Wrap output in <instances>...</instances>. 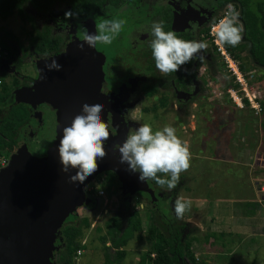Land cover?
<instances>
[{
  "label": "rangeland",
  "instance_id": "374dc122",
  "mask_svg": "<svg viewBox=\"0 0 264 264\" xmlns=\"http://www.w3.org/2000/svg\"><path fill=\"white\" fill-rule=\"evenodd\" d=\"M216 2V0H160L157 7L172 5L174 8V30L190 31L194 29L195 40L199 41L200 38H203L202 30L209 27L212 17L221 12ZM28 13L35 17V20L39 23L41 18L36 13H33L30 9H28ZM123 13L126 14L125 11ZM52 14L58 16L55 10ZM123 17H125L123 20H126V23L129 24L124 32L123 44L128 50V55L130 57L135 55L138 58L137 64L145 66L142 55L149 44L150 28L153 22L139 12L134 16L126 14ZM91 22L89 20L83 22L82 27L94 34L95 24L92 25ZM30 29V25L22 23L17 16L7 21L0 20V48L6 53V56L0 57V87L9 89L11 94L21 92L27 87L31 94L35 95L36 100L43 99V104L52 107L57 116L56 140L57 128L60 125L59 114L63 109V102L54 99V97L58 92V88L63 87L76 70L75 67L82 55L79 45L83 41L82 38L74 41L69 51L59 59H55L62 65L61 71H48L45 65L51 63V61L35 60L36 68L41 73L46 88L37 83L32 84L31 81L24 79L8 66L11 51L19 50L20 46H27V34ZM206 43L208 44V41ZM85 47H88V45L84 44ZM206 52L211 54L212 50L207 49ZM199 55L204 56L205 60L203 62L198 61V75L193 86V93L189 98L190 105L187 109L183 108L180 113L177 106L171 105L177 99L173 89L171 87H158L152 76H147L142 80H134L130 84L131 87L128 88L125 97H119L111 91L106 92L101 84L97 93V103L105 105L102 113L104 122L107 123L109 119L111 122L110 138L105 143L107 155L117 160H120L121 154L118 150H114L115 145H122L127 138L123 137L122 124H124V117L128 121L127 135L130 130L138 129L147 118L154 130H160L165 125H171L177 129L178 136L188 142L190 151L193 154L191 167L187 172H182L180 175V179L184 180L182 186L190 188V192H185L182 187L177 192L182 197H186L183 195L190 193V196L186 198L192 200V209L190 212H186L185 215L188 217L187 220L197 227V231L192 238V251L198 260L206 261L208 264H234V261L241 259L242 255L246 258H248L247 255H250V237L247 235L251 233L243 231L240 236L222 238L224 234L219 235L215 226H220L223 229L225 222L213 223L210 221V216H213L215 209L221 214H223L224 209L213 207L211 204L215 202L210 200H205V205L200 206H197V202L203 203L204 199L207 198L206 196L203 197L208 193L206 187H210V192L213 193L212 188L215 185L208 184L205 180L207 177H204L209 163L212 167L214 165L220 166L216 172H212V175L210 173V177L214 179L216 185L220 182V185L215 188L217 194H223L227 187L235 185H243L245 188L242 191L245 193L250 190V185L255 187L257 182L264 185V130L262 128V125H264V106H262V103L264 104V70L251 66L252 62L248 51L242 49L240 55L242 58L238 59L239 68L241 66L244 70L248 87L258 95L261 110L257 113L250 107L247 100H243L242 107H240L229 98L226 91L231 88L230 84L234 85V82L221 66V62L215 59V61L211 60V62L213 61L211 64L209 57L204 52ZM133 62H136L135 58ZM73 66L74 70L72 69ZM170 74H176V72ZM209 76L215 78L217 86L220 88L219 91L221 90L224 93L223 97L227 99L226 102L216 101L209 92V88L205 85L206 77ZM15 79H18L20 84L17 88L13 87ZM234 86L237 89L239 88L237 85ZM239 95L242 96L243 93L240 92ZM164 98L168 100L167 106L159 108L155 114L151 113L150 106ZM49 102H56L60 106L54 107ZM125 166L128 170V165ZM233 169H242L244 173L239 180L234 181L236 184L227 175ZM103 172H109V170L91 175L79 189L82 197L90 199L89 205L79 203L73 210L75 221L87 217L92 223L90 228L84 231L83 243L84 240H87L95 247H93V251L90 249L80 258L81 262L86 264H100V259H103L101 258L103 248L101 239L105 235L103 222L107 214L117 211L124 193V187L120 179L116 177L114 183L109 187L104 182ZM128 172L143 188H149L147 183L139 180L140 174L138 172L134 173L129 170ZM100 190H103L104 195H97ZM255 199L257 203L264 205V201L261 200L262 193H257ZM128 200L132 207H136L139 203H142L143 206L146 204L148 209L152 207L144 198L139 197L136 191L131 192ZM250 202H245L246 206L244 208L243 204H237V207L230 204L235 212L231 214L234 217L229 218L228 221H241L244 219V222L249 225L251 220L246 217L250 212L249 210H251V206H247ZM222 206L229 209L228 205ZM145 211L143 208L138 211L142 217V230L126 248L128 257L125 264H138L140 258L150 247V239L147 236L150 222L145 217ZM262 217L264 218V216ZM63 224L64 222L58 230L63 228ZM52 258H49L50 264H52ZM146 264L152 263L146 259ZM171 264H179V262L176 261ZM241 264H251L250 259Z\"/></svg>",
  "mask_w": 264,
  "mask_h": 264
},
{
  "label": "trees",
  "instance_id": "16d2710c",
  "mask_svg": "<svg viewBox=\"0 0 264 264\" xmlns=\"http://www.w3.org/2000/svg\"><path fill=\"white\" fill-rule=\"evenodd\" d=\"M143 1V2H142ZM138 1V9L140 13L146 16L149 21L155 22L163 20L165 23V31H174L184 40H195V30L175 31L173 28L174 8L172 5L161 7L151 12L153 0ZM217 6L221 9L227 8L228 4L235 6L239 12V20L243 24L244 32L241 43L236 46L225 45L227 51L238 61L241 59V51L245 49L251 58L252 65L264 70V0H216ZM128 3V0H0V20L7 21L17 18L24 24H29L31 29L27 34V46H20L19 50L11 51V59L8 66L12 71L22 76L24 79H32L39 77V73L35 68V60L49 61L63 55L74 42L71 37L63 34V29L58 24H64L66 10L74 13L70 20H74L75 24L72 28L77 30V38H82L83 27L80 22L87 19H93L95 28L97 22L100 23L104 19L115 18L116 12L114 8H120ZM28 9L36 13L41 20L39 23L35 17L28 13ZM54 9L64 10V19L62 17H53ZM67 11V12H68ZM215 19L212 17L210 20ZM210 22V24H211ZM210 26V25H209ZM209 27L202 30L203 38L199 41H207ZM81 31V32H80ZM118 44V37L110 45L100 44L97 49L104 56L105 62L102 67L103 81L110 85L108 78L110 64L109 60L114 56L115 46ZM211 54L205 52L212 64L218 59L217 54L212 46L208 43ZM6 56V55H5ZM3 57V56H2ZM145 66L143 69L136 67L131 61L125 64L126 77L132 83L138 78L152 76L160 88L171 87L177 96L173 106H177L178 112L187 109L190 105L189 98L193 93V86L198 75V59L185 64L176 74L161 73L155 66L152 52L149 44L142 55ZM211 60H213L211 62ZM198 63V64H197ZM239 63V62H238ZM240 70H244L240 66ZM36 78V79H37ZM126 83V82H125ZM18 79L13 81V87H19ZM125 85V84H123ZM229 86H232L230 84ZM113 87V86H111ZM237 89V87H236ZM10 90L0 87V113L7 109V115L0 118V145L3 143L2 137L12 138L14 130L25 125L29 120L26 107L21 104L11 105ZM167 99H160L156 104L150 106L151 113H157L159 108L167 106ZM170 103V102H169ZM262 106L264 104L262 103ZM143 121V120H142ZM149 123L148 118L143 121ZM127 118L124 117L123 137H127ZM152 125V124H151ZM264 130V125H262ZM13 141V140H12ZM104 182L110 187L116 178L115 173L103 172ZM158 176H164L158 173ZM149 188L147 190H137L136 193L142 199L144 198L152 207L146 208L144 204L145 217L149 219L150 226L147 236L150 239V247L140 258L138 264H146V259L152 264H171L178 261L179 264H205L206 261H200L195 257L192 251L193 236L197 231V227L190 223L184 216L178 219L175 214L174 204L180 196L179 189L184 188L185 192H190V188L182 186L183 179H180L178 186L173 190L166 187L161 188L153 180L145 182ZM190 193H186V197ZM130 193L123 194L122 202L115 213L107 214L103 222L105 235L101 239L103 264H125L128 257L127 247L137 234L142 230V217L135 210L128 200ZM147 203V204H148ZM246 206V204H245ZM247 206H251V210L260 209V204L250 202ZM146 208V209H145ZM249 214H251L249 212ZM248 214V215H249ZM186 215V214H185ZM91 220L87 217L75 221L73 211L64 220L63 228L57 231L54 241L53 260L54 264H74L77 257V251L83 248L84 231L91 226ZM98 227V226H97ZM99 228V227H98ZM215 236V235H213Z\"/></svg>",
  "mask_w": 264,
  "mask_h": 264
},
{
  "label": "clouds",
  "instance_id": "9594fccd",
  "mask_svg": "<svg viewBox=\"0 0 264 264\" xmlns=\"http://www.w3.org/2000/svg\"><path fill=\"white\" fill-rule=\"evenodd\" d=\"M239 15L234 5L228 4L224 17L219 21L212 20L211 32L218 43L231 46L241 43L244 27ZM73 16L71 11L65 13L67 19ZM125 23V20L118 18L104 19L96 24L94 34L84 29L83 43L79 45L81 51L84 44L90 48H96L100 44H112ZM148 43L155 66L161 73L178 72L182 66L194 59L203 62L205 58L199 54L205 53L208 48L204 41L184 40L174 31H165L163 20L152 23ZM45 67L50 72L62 70V65L55 59ZM104 109L103 103H84L82 112L75 115L70 126L63 128V136L58 146L62 171L68 174L71 169L77 170L75 175H70V183H84L98 170V159L103 160L107 156L105 143L110 138L111 122L110 119L107 123L104 122ZM114 150L121 154V164H127L129 171L140 174L141 182L153 180L158 186L168 190L178 186L181 173L189 170L193 158L188 142L182 140L177 129L171 125L154 130L151 124L144 123L138 129L130 130L123 144L115 145ZM158 173L169 175L162 177ZM191 209L190 198L179 196L176 199L174 210L178 219H183Z\"/></svg>",
  "mask_w": 264,
  "mask_h": 264
},
{
  "label": "water",
  "instance_id": "95a60500",
  "mask_svg": "<svg viewBox=\"0 0 264 264\" xmlns=\"http://www.w3.org/2000/svg\"><path fill=\"white\" fill-rule=\"evenodd\" d=\"M104 61V56L94 48L83 49L76 70L72 67L70 80L63 87H57L54 99L63 102V109L56 140L47 156L36 158L22 154L7 172L0 173V264H50L59 226L79 203L88 206L91 202L79 191L88 179L84 183H70V175H75L77 170L71 169L68 174L62 171L58 146L63 128L70 126L75 115L82 112V105L97 103ZM38 73L36 83L43 85ZM28 94L30 90H21L15 94L16 101L27 100ZM18 95L25 97L18 99ZM98 164L94 174L103 170L115 173L123 184V194L148 191L133 179L120 160L107 155L103 160L98 159Z\"/></svg>",
  "mask_w": 264,
  "mask_h": 264
},
{
  "label": "flooded vegetation",
  "instance_id": "af4514ba",
  "mask_svg": "<svg viewBox=\"0 0 264 264\" xmlns=\"http://www.w3.org/2000/svg\"><path fill=\"white\" fill-rule=\"evenodd\" d=\"M138 1H142V0H128V3L121 6L120 8H114L115 10H112V12H116L115 18L125 19L123 15L131 14L134 16L137 15L138 12L140 13V9H138V7H140L138 6ZM146 1L147 3H143V4H148L149 1L151 0H146ZM158 1L160 0L151 1L153 2L152 7L150 8L151 12L159 9L157 7ZM63 9L66 10V12L68 11L67 7H63ZM54 10L55 13L58 14V16L53 15V17L56 18L62 17L64 19L63 17L65 13L64 10L61 11H58L56 9ZM123 11H125L126 14H124ZM218 15H216L215 18ZM87 20H89L90 22L92 21L91 23L93 25L94 23L93 19L89 18ZM73 24H75L74 20L64 19V24L60 23L58 24V26L63 29L62 32L63 34L71 37V40H73L74 38H75L74 41L80 40L79 39L80 37L79 38L76 37L78 33L77 30L72 28ZM82 24L83 21L80 22L81 26ZM128 26L129 24L125 23L123 30L118 36V44L114 45L115 46L114 48L115 52L113 53L114 56L108 61L110 64L108 78H110L111 83L110 85H108V83L105 81H103L102 83L103 90H105L106 92L108 91L114 92L119 97H125L126 94L128 93V88L131 87L130 83H127V81L129 80L126 77L125 64H127L129 61L132 62L135 58L136 62H132V63L140 69L144 68V65L140 66L137 64L138 58H136L135 55L133 57H130L128 55V50L123 44L124 32ZM95 32H96V28H95ZM94 49L96 50V52L100 54V51L97 49V47ZM36 66L37 65L35 62V68ZM36 71L38 72L37 68ZM36 78L37 76L33 77L32 79H28V81H31L32 84L33 83L36 84V81L38 79ZM137 80H142V78H138ZM43 86L46 87L44 84ZM25 89L29 90L27 87ZM61 95L63 96L64 94ZM9 96L13 101L11 105L21 104L22 106L26 107V111L28 112L29 115V120L25 125L16 128L14 130V135L11 139L5 136L2 137L3 143H1L0 145V173L7 172L11 168L12 164L15 162V159L22 154H28L36 158H42L47 156L50 148L53 146V143L55 141V134H56V123H57L56 111L53 110L52 107L43 104L42 103L44 102L43 99L36 100L37 98L35 97V95L28 94L27 100L17 102L15 94H10ZM17 97L18 99H21L22 97L25 96L18 95ZM49 104L53 105L54 107H58V104L56 102H52V103L49 102ZM6 115H7V109H5L3 112L0 113V118Z\"/></svg>",
  "mask_w": 264,
  "mask_h": 264
},
{
  "label": "crops",
  "instance_id": "0c3cea01",
  "mask_svg": "<svg viewBox=\"0 0 264 264\" xmlns=\"http://www.w3.org/2000/svg\"><path fill=\"white\" fill-rule=\"evenodd\" d=\"M209 164L207 165V169H206V173L204 174V177H207V178H205V180H206V182H208V184L215 185V186L212 188L213 193L210 192L211 191L210 187L209 188L206 187L208 193L203 195V197L206 196L207 198L204 199L203 203L197 202V206L205 205L204 204L205 200L206 201L210 200L211 202H215V203L211 204L213 207H215V208L222 207V209H224L223 214L219 213L218 210L215 209L213 211V216H210V221L213 223L214 222H223V223L225 222L223 229L220 226L219 227L215 226V229L218 230L217 233L219 235L224 234L222 236V238L227 239L228 237H231V236L237 237L238 235L240 236L241 234H243V231L251 233L250 235L249 234L247 235L248 237H250V255H247L248 258H246L244 255H242V258L235 260L234 264H241L243 262H247V260H249V259H250L251 264H264V218L262 217V216H264V205L263 206L260 205V209H257L253 212L250 211L251 214L247 215L246 218L248 220H251L250 221L251 223L249 225L244 222V219L241 221H232V222L228 221L229 218L231 219L234 217L231 214H234V212H235V209L232 208V206H230V204L236 205V207L238 206L237 204H241V205L243 204V208H244L245 202H249V201L257 202L255 197H256L257 193H261L260 192L261 188L264 187L263 183L257 182L255 187H253L252 185H250L251 187L248 186V187H250V190L247 193L242 191L243 188H245L243 185L242 186L235 185V186L227 187L226 191L223 194L222 193L217 194V193H215V188L218 185H220V182L216 185L214 183L215 182L214 179L211 178L210 176L212 175V172H216L220 168V166L214 165V167H212ZM210 173H211V175H210ZM221 175H224V174H221ZM227 175H229L228 177H230L231 181L234 182L236 180H239L244 175V173H243L242 169H233ZM212 179H213V181H211ZM234 184H236V183L234 182ZM257 184H258V186H257ZM248 187H247V189H248ZM228 191H229V193H228ZM185 195L186 194H184L183 196H185ZM243 195H245V196H243ZM188 196H190V195H188ZM222 205H228L229 209L223 207ZM142 208H143V204H142ZM224 213H226V214H224ZM223 223H221V224L223 225ZM84 241H85L84 243L82 242L83 248L80 250L81 255L77 256L75 258L74 264H86V263H82L80 258H82L83 255L86 252H88L90 249L93 251V247H95V245L88 243L87 240H84ZM209 241H210V239H209ZM101 258H102V256H101ZM99 263L103 264V259L102 260L100 259Z\"/></svg>",
  "mask_w": 264,
  "mask_h": 264
},
{
  "label": "built area",
  "instance_id": "2783aa9c",
  "mask_svg": "<svg viewBox=\"0 0 264 264\" xmlns=\"http://www.w3.org/2000/svg\"><path fill=\"white\" fill-rule=\"evenodd\" d=\"M226 9H224L216 18V21H219L224 17ZM211 25V24H210ZM207 41L212 46L213 50L218 56V60L221 62V66L226 70L234 82V85H237L239 88L236 89L234 85L230 86L231 88L227 89V93L229 98L233 102H235L238 106L242 107L243 100H247L250 107L255 110V112L259 113L261 108L258 101V95L255 91H252L251 88L248 87L247 81L244 77V73L241 72L239 68L238 61L227 51L224 44H220L217 42L216 37L211 32V26H209ZM5 51H2L0 48V57L5 56ZM205 85L209 88V92L215 98L216 101L226 102L227 99L223 97V92L218 88L216 80L214 77H206ZM242 92L243 95L240 96L239 93ZM259 161V160H258ZM262 193V201H264V187L261 188ZM97 195H104L103 190H100ZM136 211L142 209V203H139L136 207H134ZM77 256L81 255V251H77ZM205 264H208L207 262Z\"/></svg>",
  "mask_w": 264,
  "mask_h": 264
}]
</instances>
